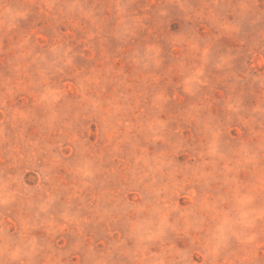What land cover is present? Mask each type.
Listing matches in <instances>:
<instances>
[{
	"label": "rangeland",
	"instance_id": "374dc122",
	"mask_svg": "<svg viewBox=\"0 0 264 264\" xmlns=\"http://www.w3.org/2000/svg\"><path fill=\"white\" fill-rule=\"evenodd\" d=\"M0 264H264V0H0Z\"/></svg>",
	"mask_w": 264,
	"mask_h": 264
}]
</instances>
